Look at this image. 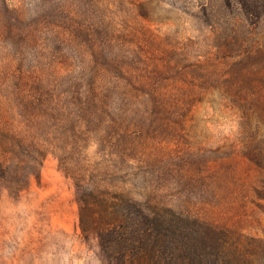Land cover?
<instances>
[{
  "label": "rangeland",
  "instance_id": "374dc122",
  "mask_svg": "<svg viewBox=\"0 0 264 264\" xmlns=\"http://www.w3.org/2000/svg\"><path fill=\"white\" fill-rule=\"evenodd\" d=\"M250 10L264 0H0V108L24 128L40 82L82 81L63 93L103 101L107 135L72 172L215 224L264 264V15ZM79 195L52 151L18 197L0 190V264H114L83 235Z\"/></svg>",
  "mask_w": 264,
  "mask_h": 264
},
{
  "label": "trees",
  "instance_id": "16d2710c",
  "mask_svg": "<svg viewBox=\"0 0 264 264\" xmlns=\"http://www.w3.org/2000/svg\"><path fill=\"white\" fill-rule=\"evenodd\" d=\"M262 15L264 11L258 14L255 10L247 11L248 17L259 19ZM67 87L78 92L84 90V83L40 82L38 89L45 90L44 93L37 100L27 95L24 101V128L18 116L0 108V155H4L0 158V190L18 197L31 177L40 178V167L52 151L58 154L61 167L72 175L80 190L79 218L83 235L86 238L96 235L110 262L255 264L242 249L241 239L233 242L225 229L176 213L156 202L150 194H140L142 199H137L125 190L88 188L85 179L72 172L69 163L83 144L85 147L91 142L103 145L102 138L107 134L105 123L100 119L103 107L98 105L104 102L99 103L96 95L89 96L85 102L81 93H77L74 101L69 100L63 93ZM108 131L112 135L122 134L117 123ZM43 135L51 137L45 139Z\"/></svg>",
  "mask_w": 264,
  "mask_h": 264
}]
</instances>
